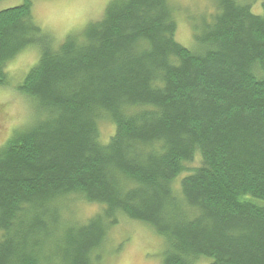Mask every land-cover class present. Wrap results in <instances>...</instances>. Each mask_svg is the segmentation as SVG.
<instances>
[{
    "label": "trees",
    "instance_id": "1",
    "mask_svg": "<svg viewBox=\"0 0 264 264\" xmlns=\"http://www.w3.org/2000/svg\"><path fill=\"white\" fill-rule=\"evenodd\" d=\"M210 1L190 49L170 0H111L61 43L31 0L0 11V88L38 52L0 146V264H97L119 219L165 240L160 264H264V0ZM72 198L99 212L63 223Z\"/></svg>",
    "mask_w": 264,
    "mask_h": 264
},
{
    "label": "rangeland",
    "instance_id": "2",
    "mask_svg": "<svg viewBox=\"0 0 264 264\" xmlns=\"http://www.w3.org/2000/svg\"><path fill=\"white\" fill-rule=\"evenodd\" d=\"M111 0H31V14L35 24L49 34L57 43L70 33L81 32L89 22L98 21ZM255 0L251 9L260 14ZM23 0H2L0 11L18 6ZM175 9L177 28L175 40L187 49L192 43V33L187 19L212 10L210 0H170ZM36 49H28L19 54L7 65L9 85L0 88V146L9 140L14 131L26 126L31 120V109L26 99L16 91V86L29 69L37 62ZM101 142L107 143L113 133L107 122L98 125ZM99 212L96 205L86 204L75 198L60 203V219L63 223L84 224ZM165 240L148 227L126 219L112 228L102 246L100 261L97 264H160L166 248ZM198 264H207L199 261Z\"/></svg>",
    "mask_w": 264,
    "mask_h": 264
}]
</instances>
